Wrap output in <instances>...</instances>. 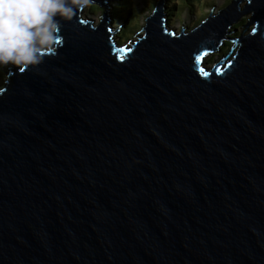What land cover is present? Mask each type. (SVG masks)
I'll return each instance as SVG.
<instances>
[{"label": "water", "instance_id": "1", "mask_svg": "<svg viewBox=\"0 0 264 264\" xmlns=\"http://www.w3.org/2000/svg\"><path fill=\"white\" fill-rule=\"evenodd\" d=\"M164 4L133 48L108 11L98 27L78 13L56 55L10 69L0 264H264V0L180 36ZM248 14L235 58L209 69Z\"/></svg>", "mask_w": 264, "mask_h": 264}, {"label": "clouds", "instance_id": "2", "mask_svg": "<svg viewBox=\"0 0 264 264\" xmlns=\"http://www.w3.org/2000/svg\"><path fill=\"white\" fill-rule=\"evenodd\" d=\"M164 1L168 3L167 0ZM108 3L109 2H107L105 6L109 7V9L105 6L96 4L95 0H0V68L10 67L9 72L6 73L7 77L3 83L7 84L10 69L15 68L21 72L28 70L35 71L45 63L46 54L50 56L56 55L58 51L57 45L61 44L63 39L62 24L65 22L70 23L73 18L78 15V13L82 14V19L91 21V19H85L84 9L86 10L87 7L91 9L92 5L95 4L98 5L101 11L104 9V12H99L98 14L104 15V13L108 11V16L111 15V6H108ZM243 3L246 4L243 6ZM243 3L239 6V12H242L244 7L248 4V2ZM215 12L216 11L212 12L213 18L219 15V12L218 14H214ZM248 15L251 17H245ZM248 15H244L242 17L248 18L249 23V20L252 18V14ZM163 17H165L163 18L165 32L172 33L174 36H180L181 33L183 35L189 34L184 33V30L179 34L175 31L168 30L167 23H169V19H167L166 15ZM242 17H240L237 22L233 23L231 27L240 23L244 19ZM206 20H204L201 24H203ZM254 28L255 25L251 26L248 29L249 33L245 36L251 34ZM111 32L114 33L112 28ZM228 33L230 34L226 35V38L231 41L222 40L217 51H221V47L226 48V42L228 41L231 43V49H235L237 44V54L239 43L232 41L239 39L242 34L240 37L232 39L230 38V35H236L238 30L231 31L228 29ZM116 43L118 46L120 45L118 42ZM134 45L135 44H133L130 48H133ZM120 47H125L127 49L128 46L120 45ZM217 51L210 54H213V56L217 55ZM210 54L204 56L203 64H205V59ZM235 56L233 58H235ZM233 58L231 60H233ZM231 60L226 62V64L222 63L223 66L227 65ZM206 65L209 64L206 63ZM4 88H0V93L4 90Z\"/></svg>", "mask_w": 264, "mask_h": 264}, {"label": "rangeland", "instance_id": "3", "mask_svg": "<svg viewBox=\"0 0 264 264\" xmlns=\"http://www.w3.org/2000/svg\"><path fill=\"white\" fill-rule=\"evenodd\" d=\"M131 4L132 7L127 8V6H122L121 10H118L116 13V16H119L118 18H115L113 16V12L115 11L114 8L117 7L118 2H127ZM161 0H109L106 1L108 6H111L110 12L111 15H109V20L112 23V31L114 33V39L116 42L119 43L120 38L118 37L119 34L122 33L121 28L125 29L128 27V29L122 34V44L121 46H128L127 48H130L133 44L137 43L139 40H141L145 34L146 31H142L144 28L147 26V21L151 16H154L155 10L157 8L158 3ZM233 0H195V2H188V5L190 6H182L181 3L178 1V18L173 15V17L168 16L167 11L171 10V6L168 5L167 2L164 4V12L165 15L167 16V19H169V23H167V28L168 30L175 31L177 34H179L182 29L184 30V33H190L192 32L191 30L198 27L199 25L201 26L202 21L206 20L209 18V16L212 14V12L216 11L214 14H218V12L225 10L229 5L231 6L232 3L230 2ZM246 3H243V6ZM242 6V7H243ZM134 7V9H132ZM196 8V9H195ZM118 9V8H117ZM116 9V10H117ZM143 10V12H142ZM84 15L85 19H91V22L95 24L96 27L100 25V18L102 17L103 14H96V15H90L89 14V7L87 9H84ZM97 12H104L101 11L100 9H97ZM172 12V11H171ZM169 12V13H171ZM142 13V15H140ZM245 17H251V16H245ZM244 18V17H242ZM241 18V19H242ZM140 28V29H139ZM192 28V29H191ZM246 28H240L238 30L239 37L241 34L243 36L247 35L249 33L248 29L243 33V31ZM119 30V31H117ZM117 31V32H116ZM233 35L232 39H235ZM128 39V40H127ZM127 40V41H126ZM238 39H236L237 41ZM120 46V45H119ZM237 48V44H236ZM233 49V52H231V48H224L221 47V51H217V55L213 56V54H210L206 57L205 59V64L212 58L214 57V60L210 65H207L209 69H212L216 64H219L222 59H225L229 54V56L225 59L226 60H231L235 54L237 49ZM230 51V52H229ZM224 64V62H223ZM10 67H3L0 68V88H4L6 86L5 83V78L7 77L6 73L9 72Z\"/></svg>", "mask_w": 264, "mask_h": 264}, {"label": "trees", "instance_id": "4", "mask_svg": "<svg viewBox=\"0 0 264 264\" xmlns=\"http://www.w3.org/2000/svg\"><path fill=\"white\" fill-rule=\"evenodd\" d=\"M168 1V5L169 6H171V10H169V11H167V14H168V16H169V18L170 17H173V15H175L177 18H178V16H177V14H178V1L181 3V5L182 6H190V5H188V2H195V0H167ZM232 3V1L230 2V4ZM117 4V7L116 8H114L115 9V11L113 12V16L115 17V18H118L119 16H116V13H117V11L118 10H121V8H122V6H127V8H130V7H132L131 6V4L130 3H128V1L127 2H118V3H116ZM118 8V9H117ZM97 9H100L99 7H98V5H95V4H93L92 5V7H91V9H89V14L90 15H96V14H98L99 12H97ZM117 9V10H116ZM132 9H134V7L132 8ZM196 9V8H195ZM172 11V12H171ZM142 12H143V10H142ZM169 12H171V13H169ZM173 14V15H172ZM140 15H142V13H140ZM178 20L180 21V19L178 18ZM204 21V20H203ZM202 21V22H203ZM181 22V21H180ZM248 23V18H244L240 23H238V24H236L234 27H231L230 28V30L231 31H236V30H239L240 28H244L245 27V25ZM128 29V27H126L125 29H123V28H121V31H122V33L121 34H119L118 35V37L120 38V41H119V43L118 44H122V34L126 31ZM140 29V28H139ZM192 29V28H191ZM193 30V29H192ZM239 34L240 33H237L234 37H236V38H238L239 37ZM234 35V34H233ZM233 35H230V38H233ZM128 40V39H127ZM126 40V41H127ZM231 46V43L230 42H226V48H228V47H230ZM225 48V47H224ZM230 52V51H229ZM214 56H216V55H214ZM214 60V57H212L207 63L210 65L211 63H212V61Z\"/></svg>", "mask_w": 264, "mask_h": 264}, {"label": "bare ground", "instance_id": "5", "mask_svg": "<svg viewBox=\"0 0 264 264\" xmlns=\"http://www.w3.org/2000/svg\"><path fill=\"white\" fill-rule=\"evenodd\" d=\"M239 7V6H238ZM163 18H165V17H163ZM215 18V17H214ZM234 59V58H233ZM229 60H226L225 62H224V64H226V62H228Z\"/></svg>", "mask_w": 264, "mask_h": 264}]
</instances>
